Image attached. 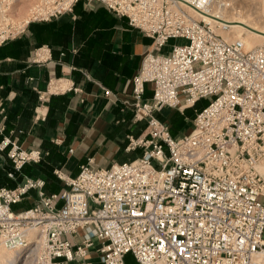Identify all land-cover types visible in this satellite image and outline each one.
<instances>
[{
    "label": "built area",
    "instance_id": "obj_1",
    "mask_svg": "<svg viewBox=\"0 0 264 264\" xmlns=\"http://www.w3.org/2000/svg\"><path fill=\"white\" fill-rule=\"evenodd\" d=\"M76 1L37 0L24 27L59 16ZM82 1L125 18L151 39L129 96L104 91L121 112L145 122L127 145L141 156L107 167L88 159L73 178L57 173L66 187L49 195L34 178L0 188V242L20 251V264H88L90 248L100 264H127V255L135 264H264V36L251 48L226 41L220 33L229 23L201 18L213 0ZM24 27L11 24L10 37L0 29V43ZM177 39L184 43L163 52ZM61 84L57 90L66 91ZM202 99L206 105L194 109L181 135L156 116L163 109L182 114ZM5 149L14 171L41 159L39 151L8 139L0 143ZM31 191L36 201L13 210Z\"/></svg>",
    "mask_w": 264,
    "mask_h": 264
},
{
    "label": "crops",
    "instance_id": "obj_2",
    "mask_svg": "<svg viewBox=\"0 0 264 264\" xmlns=\"http://www.w3.org/2000/svg\"><path fill=\"white\" fill-rule=\"evenodd\" d=\"M150 45L151 39L125 18L82 0L57 17L29 22L21 34L0 43V143L8 139L41 154L38 163L14 171L6 149L0 151V188L34 178L44 182L49 195L66 187L57 173L73 178L88 159L107 167L140 157V148L130 150L127 145L129 137L141 135L145 122L134 121L130 110L121 112L104 91L128 97L131 78ZM58 80L66 91L50 90L49 83ZM70 86L80 92L69 91ZM144 96L150 98V85ZM157 114L168 124L174 118L170 109ZM36 199L31 191L18 204L28 208ZM132 260L127 263L135 264ZM85 262L100 264L93 248Z\"/></svg>",
    "mask_w": 264,
    "mask_h": 264
},
{
    "label": "bare ground",
    "instance_id": "obj_3",
    "mask_svg": "<svg viewBox=\"0 0 264 264\" xmlns=\"http://www.w3.org/2000/svg\"><path fill=\"white\" fill-rule=\"evenodd\" d=\"M248 1L242 0L245 5L248 4ZM256 1L259 3V7L253 6L254 10L248 8V11H246L248 13H243L223 0H213L207 10L209 16L202 15L201 18L212 22L213 17H218L220 20L229 23V31L227 33L221 32L223 38L226 41L239 39L245 44L246 48H251L260 44L264 36V0ZM57 83H62V81L50 83L51 91L57 90ZM60 86L64 87V84ZM22 261L19 250H10L0 242V264H20ZM23 264L25 263L23 262Z\"/></svg>",
    "mask_w": 264,
    "mask_h": 264
},
{
    "label": "rangeland",
    "instance_id": "obj_4",
    "mask_svg": "<svg viewBox=\"0 0 264 264\" xmlns=\"http://www.w3.org/2000/svg\"><path fill=\"white\" fill-rule=\"evenodd\" d=\"M36 1L37 0H0V29H4L7 33L10 29L9 27L11 24L17 26V28L19 29L24 27L25 22L27 20H30L32 17V7ZM223 1H225L227 4H232V6L236 7V10L241 11L243 13L248 11L247 10L248 8H251V10H254L253 6L259 7V3L256 0L255 1L249 0L247 5L243 4L242 0H223ZM249 4L251 5L247 7ZM213 19L217 21H222L218 17L216 18L213 17ZM8 33L7 35L10 37L12 35L11 34L12 32L10 31ZM182 43H184V41L181 39L170 40L168 44L166 45V47L163 49V52H167L170 49V46L172 44H182ZM206 103L207 101L202 99L199 101V103L195 104L194 107L184 108L182 110L183 112L182 114L177 109H170V112L172 116H174L175 118L177 117L185 118L186 124L183 125V130H184L183 132H185L191 126V120L193 119V116H194V109H199L202 106H204ZM163 114H166V111L163 112ZM12 208L13 210H21L23 208V205L17 204V205H14ZM129 259H132L131 255L126 256V262H128Z\"/></svg>",
    "mask_w": 264,
    "mask_h": 264
},
{
    "label": "trees",
    "instance_id": "obj_5",
    "mask_svg": "<svg viewBox=\"0 0 264 264\" xmlns=\"http://www.w3.org/2000/svg\"><path fill=\"white\" fill-rule=\"evenodd\" d=\"M197 103H199V101L197 102ZM196 103V104H197ZM206 105V104H205ZM204 105V106H205ZM204 106H202V107H204ZM201 107V108H202ZM156 116L160 119V120H163V118L161 117V116H159V115H157L156 114ZM169 122H170V131H171V134L173 135V136H177L178 135V132H179V130H181V129H183V125H185L186 123H185V118L183 117H181V118H179V117H177V118H170L169 119Z\"/></svg>",
    "mask_w": 264,
    "mask_h": 264
}]
</instances>
